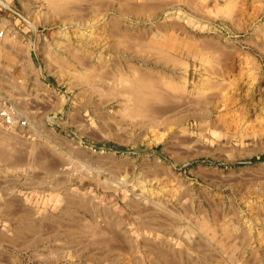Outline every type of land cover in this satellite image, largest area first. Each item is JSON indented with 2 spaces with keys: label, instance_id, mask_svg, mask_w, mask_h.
Returning <instances> with one entry per match:
<instances>
[{
  "label": "rangeland",
  "instance_id": "1",
  "mask_svg": "<svg viewBox=\"0 0 264 264\" xmlns=\"http://www.w3.org/2000/svg\"><path fill=\"white\" fill-rule=\"evenodd\" d=\"M88 1L65 14L47 0L0 2V264H169L172 258V264H264V0H162V8L138 16L123 13V0H99L98 14ZM149 1L156 0L132 4ZM113 15L124 30L147 39L173 22L179 32L221 48L215 56L181 36L163 40L165 51L187 61L194 94L176 103L173 122L161 129L128 119L125 98L103 96L118 83L91 90L54 67L53 59L66 61L70 47L93 62L120 54L141 67L180 72L136 44L129 54L108 49ZM211 61L219 76H205ZM70 66L79 73L76 63ZM203 77L211 85L195 98ZM5 136L13 142L4 144ZM88 200L97 210L78 204ZM107 212L131 247L106 244L88 230L99 219L107 230ZM204 215L212 231L198 223Z\"/></svg>",
  "mask_w": 264,
  "mask_h": 264
},
{
  "label": "bare ground",
  "instance_id": "2",
  "mask_svg": "<svg viewBox=\"0 0 264 264\" xmlns=\"http://www.w3.org/2000/svg\"><path fill=\"white\" fill-rule=\"evenodd\" d=\"M80 1H87V0H47L48 2V5L49 7L54 10V12L56 11V13H74L78 7L80 6H76V4ZM103 1V0H102ZM109 1V3L113 0H107ZM157 1V0H156ZM156 1L153 3H156ZM167 1V0H165ZM163 1L164 3H167ZM171 1V0H170ZM189 1V0H187ZM240 1V0H239ZM1 2V0H0ZM88 2H93L92 3V6L91 5H88L90 7H93L92 9H94L96 11L95 14H98V11L100 12L102 10V2L100 3L99 0H97L96 2L94 0L92 1H88ZM151 1H149V3L147 2H144V3H139V6H134V3H133V7L130 6L131 3H120L122 8L123 7H126L128 12L130 13H133L134 15L136 14L137 16L140 15V14H153L154 12H156L160 7H162V5L164 4L162 2V0L159 1V3L157 4H150ZM158 2V1H157ZM162 2V3H160ZM199 2V1H197ZM85 3V2H84ZM87 3V2H86ZM114 3V2H113ZM112 3V4H113ZM171 3V2H169ZM193 3V2H192ZM258 3V2H257ZM262 3V2H261ZM4 4V3H3ZM80 4V3H78ZM175 4V3H174ZM177 4V2H176ZM188 4V3H187ZM191 4V3H189ZM199 4V3H198ZM197 4V5H198ZM82 5V4H81ZM249 5V4H248ZM258 5V4H257ZM6 6V5H5ZM85 5H83V8H84ZM87 6V5H86ZM120 6V5H119ZM167 6V4H166ZM188 6V5H187ZM253 6V5H252ZM110 7V6H109ZM192 7V6H191ZM197 7V6H196ZM240 7V6H239ZM243 7V6H242ZM104 8V7H103ZM193 8V7H192ZM82 9V7H81ZM88 9V8H87ZM198 9V7H197ZM83 10V11H82ZM81 12H84V9H82ZM240 10V9H239ZM243 10V9H242ZM89 11V10H88ZM197 11V10H196ZM199 11V10H198ZM221 11V10H219ZM236 11V10H235ZM246 11V9H245ZM92 12V11H91ZM237 12V11H236ZM244 12V11H243ZM80 13V12H79ZM88 13V12H87ZM208 13V12H207ZM219 13V12H218ZM232 13V11H231ZM235 14V12H233ZM81 14V13H80ZM79 14V15H80ZM90 14V13H89ZM189 14V13H188ZM88 15V14H86ZM101 15V14H100ZM191 15V14H190ZM97 16V15H96ZM105 16V15H104ZM231 16V14L229 15ZM228 16V18H229ZM237 16V14H236ZM75 17V16H74ZM86 17V16H85ZM146 17V15H145ZM224 17V16H223ZM232 17V16H231ZM246 17V16H245ZM70 18V17H69ZM79 18V17H77ZM91 18V17H90ZM94 18V17H93ZM111 18V16H110ZM225 18V17H224ZM227 18V19H228ZM146 19V18H145ZM232 19V18H231ZM71 20V19H70ZM110 20V19H109ZM149 20V19H148ZM225 20V19H224ZM91 21V20H90ZM94 21V19H93ZM102 21V20H101ZM92 22V21H91ZM233 22V21H232ZM78 23V22H77ZM88 23V22H87ZM90 23V22H89ZM125 24V23H124ZM123 24V25H124ZM234 24V22H233ZM95 25V24H94ZM107 27H106V40H108V49L112 50V52H115L117 51L118 49L120 50V48H122V51L126 52L125 50H127L126 54H129L128 51L129 48H134V44H136L139 49L141 48H146L150 54L151 57L153 58H156L155 60L157 62H162L163 66H169L172 65L174 68L171 69V71L175 70V71H180V72H177V73H167V71L165 70H162V69H153V68H148V67H141L140 65H135L133 63H131L128 59H126V57L122 58V57H119L118 56V59L113 56V55H109V58L108 60L104 59V57H107V56H103V58L101 57V55L98 57L97 56V59L94 60V62L88 57V60L86 58V55L85 54H81L80 52L78 53V51H75L74 49H71L69 46V50L67 51V54H66V61L65 60H60L58 58H55L53 59L52 62H54V67L56 66V64H58V68L60 70H62V74L63 72L65 73L64 75H67V77H70L72 79H74V81L77 83H80V84H87L90 85V89H91V86L94 88H107V86L104 85V83L106 82V84H115V83H118L119 84V89H117V87H115L114 89L110 88V89H105L107 91L106 94H104L103 96L105 97L107 95L108 96H113V97H117V96H121L123 98H125L126 100L124 102H121V104L123 105L124 108H129L130 109V116L128 117V119H130L133 123L135 124H141V125H150L152 127H158V126H164V125H167V124H170V122H173V118H174V115H175V111H177V108L176 106V103H178L179 101L181 102L182 98L185 96V95H188V94H191L193 95L194 92H189L188 91V86H187V64L186 62L183 61V59H179L178 57L172 55L170 52L168 51H165L164 50V47H165V42L166 44H168V42H171V41H176V37L178 36H181L182 40L181 41H185L187 40L188 43H192L194 44L195 46H199L205 50L208 51V53L210 55H215L219 52V49H217V46H218V43L215 45L217 46H212L214 45V42L213 43H210L208 44L209 42L208 39H205V40H197L195 38V36H187V34H185V32H179V29L175 26V24L173 22H169V23H162L161 25L157 26V33L155 34H152L149 39H147L148 37L146 35H142L141 33H131V31H126L124 30L119 21L117 22L116 19L114 18V15L112 16V20L108 21V23L106 24ZM1 26V25H0ZM101 26V25H100ZM99 26V27H100ZM87 27V26H86ZM89 27H90V24H89ZM134 27V26H133ZM147 27V26H146ZM180 28V27H179ZM259 28V27H257ZM93 29V27H92ZM91 30V29H90ZM99 30V29H98ZM182 30V29H181ZM92 31V30H91ZM144 31V30H142ZM141 31V32H142ZM80 32V31H79ZM138 32V31H137ZM255 32V31H254ZM74 33V32H73ZM96 33V32H95ZM94 33V34H95ZM149 33V31H148ZM8 34V33H7ZM58 35V34H57ZM73 35V34H72ZM90 35V34H89ZM97 35V34H96ZM170 37H168V36ZM258 35V34H257ZM260 35V34H259ZM263 35V33H262ZM92 36V33L91 35ZM89 36V37H90ZM99 36V35H98ZM66 37V36H65ZM82 37V36H81ZM88 37V34L87 36ZM171 37H173L174 39H171ZM84 38V37H83ZM91 38V37H90ZM97 38V37H96ZM255 38V37H254ZM57 39V38H56ZM60 39V38H59ZM74 39V38H73ZM87 39V38H86ZM93 39V38H92ZM103 39V38H102ZM63 40V39H62ZM163 40H165V42H163ZM67 41V39H66ZM82 41V40H81ZM94 41V40H93ZM18 43V42H17ZM62 43V42H61ZM163 43V44H162ZM4 44V43H3ZM19 44V43H18ZM64 44V43H62ZM133 44V45H132ZM182 44V43H181ZM184 44H187V43H184ZM212 44V45H211ZM73 45V44H72ZM79 45V44H78ZM191 44H188V46H190ZM257 45V44H256ZM255 45V46H256ZM261 45V44H260ZM67 46V45H66ZM91 46V45H90ZM94 46V45H93ZM136 46V47H137ZM164 46V47H163ZM135 47V48H136ZM163 47V48H162ZM260 46H258L259 48ZM262 47V46H261ZM67 48V47H66ZM79 48V47H78ZM145 49V50H146ZM7 50V48H6ZM22 50V49H21ZM56 50V49H55ZM64 50V49H63ZM74 50V51H72ZM132 50V49H131ZM223 50V49H222ZM221 50V53L224 51ZM8 51V50H7ZM12 52V51H11ZM30 52V51H29ZM28 52V54H29ZM109 52V50H108ZM111 52V51H110ZM138 53V51H136ZM140 52V51H139ZM142 52V51H141ZM54 53V52H53ZM122 53V52H121ZM145 53V51L143 52V54ZM225 54L224 57H229V56H226L227 55V51L226 53L223 52ZM232 53V52H230ZM229 53V54H230ZM123 54V53H122ZM135 54V52H134ZM147 54V55H148ZM103 55V54H102ZM108 55V54H107ZM125 55V53H124ZM218 55H220V53H218ZM223 54H221L222 56ZM244 55V54H243ZM20 56V55H19ZM113 56V57H112ZM149 56V55H148ZM146 56V57H148ZM235 56V55H234ZM47 57V56H46ZM112 57V58H111ZM219 57V56H218ZM251 57V56H250ZM181 58V57H180ZM223 59V57H219V59ZM232 58V57H231ZM21 59V58H20ZM48 60V59H47ZM46 60V61H47ZM51 60V59H50ZM145 60V59H144ZM225 60V58H224ZM129 61V62H128ZM138 61V60H137ZM154 61V60H153ZM214 61V60H213ZM211 61V62H213ZM223 61V60H222ZM237 61V60H236ZM49 62V61H48ZM220 62V61H219ZM226 62V60H225ZM244 62V61H243ZM255 62V61H254ZM27 63V62H26ZM71 63H76L79 67V73H75V69H73L70 65ZM154 63V62H153ZM247 63V62H246ZM214 64L211 63L210 66H207V67H204V71H206L205 76L207 75H213L215 74L214 72L217 70L214 65V67L212 66ZM232 64V63H231ZM236 64V63H235ZM50 65V64H49ZM204 65V64H203ZM219 65V64H217ZM53 67V65H52ZM240 67V66H239ZM222 69V68H221ZM250 69V68H249ZM49 70V69H48ZM52 70V68H51ZM78 70V69H77ZM168 70V69H167ZM220 70V69H219ZM254 70V69H253ZM50 71V70H49ZM203 71V72H204ZM228 71V70H227ZM220 72V71H219ZM30 73V72H29ZM217 75L220 73H218L216 71ZM231 73V72H230ZM224 74V73H223ZM221 74V77L222 75ZM218 75V76H219ZM226 75V74H225ZM224 75V76H225ZM229 75V74H228ZM243 75V74H242ZM214 76V75H213ZM216 76V75H215ZM222 79V78H221ZM214 80V79H213ZM216 81V80H215ZM214 81V82H215ZM241 81V80H240ZM71 82V81H70ZM74 82V83H75ZM108 82V83H107ZM200 82V81H199ZM217 82V81H216ZM211 81H210V77H203L201 79V87L199 89H195L196 93L195 95L197 94L196 97H202L203 96V93L205 92V89L209 88V85ZM221 83V82H220ZM224 83V82H223ZM221 83V84H223ZM237 83V82H236ZM214 83H212L213 85ZM216 84V83H215ZM67 85V83H66ZM87 85V86H88ZM105 87H104V86ZM193 85V84H192ZM219 85V84H217ZM215 85V86H217ZM117 86V85H116ZM69 87V86H68ZM89 87V86H88ZM214 87V85H213ZM86 88V87H85ZM85 88H84V91H85ZM211 88V87H210ZM117 89V90H116ZM212 89V88H211ZM217 89V88H216ZM219 89V88H218ZM217 89V90H218ZM92 90V89H91ZM216 90V92H217ZM104 91V90H103ZM214 91V90H213ZM222 91V90H221ZM91 92V91H90ZM101 92V91H99ZM215 92V93H216ZM240 92V91H239ZM218 93H220L218 91ZM208 94V93H207ZM212 95V94H211ZM216 95V94H214ZM99 96V95H98ZM102 97V96H101ZM200 97V99H201ZM215 97V96H214ZM213 97V98H214ZM240 97V95H239ZM122 98V99H123ZM194 98V97H193ZM193 98L191 100H193ZM105 99V98H103ZM206 99V98H205ZM205 99H203L202 101H204ZM230 99V98H228ZM232 99V98H231ZM56 100V99H55ZM185 100V99H183ZM212 100V99H211ZM215 100V99H214ZM201 101V102H202ZM229 101V100H228ZM128 102V103H127ZM179 102V103H180ZM185 102V101H184ZM192 102V101H191ZM198 101H196L197 103ZM200 102V101H199ZM227 102V100H226ZM234 102V101H233ZM129 103L131 105H129ZM186 103V102H185ZM184 103V104H185ZM189 103V102H188ZM193 103V102H192ZM195 103V102H194ZM193 103V104H194ZM204 103V102H203ZM229 103V102H228ZM65 102L62 103L61 107L63 109V106H64ZM180 104H183L182 102ZM128 105V106H127ZM190 105V104H189ZM196 105V104H195ZM199 105V104H198ZM223 105V104H222ZM229 104H227L226 107H228ZM181 106V105H180ZM179 106V107H180ZM182 106H185V105H182ZM49 107V106H48ZM47 107V108H48ZM181 108V107H180ZM178 108V110L180 109ZM129 111V110H127ZM176 120V118H175ZM176 122V121H175ZM147 127V126H146ZM148 128V127H147ZM159 128V127H158ZM166 128V127H165ZM164 128V129H165ZM151 129V128H150ZM161 129V128H159ZM163 129V130H164ZM153 130V129H152ZM7 136V135H6ZM3 137L2 141L3 143L5 144H9L8 142L10 141L9 139L10 138H7V137ZM1 137V136H0ZM1 139V138H0ZM13 139V138H11ZM14 140V139H13ZM16 140V139H15ZM13 142V141H10V143ZM17 142V140H16ZM1 143V142H0ZM2 144V145H4ZM13 145V144H12ZM16 145V144H15ZM20 145V144H19ZM8 145H6L5 147H7ZM11 146V145H9ZM8 146V147H9ZM18 146V144H17ZM0 147L1 144H0ZM5 147L3 148L5 150ZM19 147V146H18ZM23 147V145L21 146ZM22 149V148H21ZM30 150V149H29ZM15 151V150H14ZM11 152V151H10ZM21 152H24L23 150ZM30 152V151H29ZM38 152V150H37ZM43 152V151H42ZM36 153V152H35ZM41 153V152H40ZM12 155V154H11ZM17 155V154H15ZM31 155V154H30ZM1 156V155H0ZM7 156V155H6ZM5 156V157H6ZM19 156V155H17ZM23 156V155H22ZM36 156V155H35ZM4 157V156H3ZM4 157V159H5ZM9 157H12L14 158V155L12 156H9ZM24 157V156H23ZM26 157V155H25ZM31 157V156H30ZM38 157V156H37ZM8 158V157H7ZM36 158V157H35ZM43 158V157H42ZM10 159V158H9ZM24 159V158H22ZM29 159V158H28ZM33 159V157H32ZM38 160H40V157L37 158ZM13 160V159H12ZM11 160V161H12ZM20 160V159H19ZM37 161V160H36ZM21 161H19L18 164H20ZM30 162V160H29ZM35 162V161H34ZM39 162V161H38ZM14 163V162H13ZM22 163V162H21ZM12 164V162H11ZM23 164V163H22ZM26 164V163H25ZM8 165V164H6ZM14 166V164H13ZM9 167V166H8ZM49 166H47L48 168ZM52 168V167H51ZM50 169V167H49ZM54 170V169H53ZM52 172V171H51ZM30 175V174H29ZM82 176V175H81ZM29 179V178H28ZM42 180V179H41ZM40 182V181H39ZM30 186V185H28ZM40 186V185H39ZM33 188V187H32ZM52 189V188H51ZM53 191V190H52ZM51 191V192H52ZM44 192V190L42 191ZM50 193V192H49ZM64 196L66 194H63ZM6 197V195H5ZM4 198V197H3ZM15 198V197H14ZM9 199V198H8ZM12 200V199H11ZM20 201V200H18ZM76 201V200H75ZM16 202V201H14ZM88 204H85L83 205L81 202L78 203L80 205L81 208H83L85 211H89V210H94L97 208L95 205H93L92 201L88 200L87 201ZM143 202V201H142ZM7 203V202H6ZM10 203V202H9ZM13 204V203H12ZM17 204V203H16ZM64 204V203H63ZM68 204V203H66ZM64 204V205H66ZM2 205V203H1ZM19 205V204H18ZM69 205V204H68ZM12 206V205H11ZM21 206V205H20ZM71 206V205H70ZM68 206V207H70ZM4 207V206H3ZM23 207V206H22ZM95 207V208H94ZM17 208V206H16ZM25 209V207H23ZM67 208V207H66ZM22 211V208H20ZM23 209V211H24ZM214 209V207L212 208ZM15 210V209H14ZM97 210V209H96ZM199 210V209H198ZM216 210V209H215ZM13 211V209H12ZM26 211V210H25ZM145 211V210H144ZM27 212V211H26ZM142 212V211H141ZM147 212V211H146ZM214 212V211H213ZM10 213V212H9ZM92 213V212H91ZM198 213H200L198 211ZM216 213V212H215ZM2 214V213H1ZM12 214V212H11ZM19 214V212H18ZM105 214V212H104ZM107 218H109V226H105L107 230L101 228L100 226H97L99 225L100 223V219H99V222L97 221V223L95 224V226H88V230H90V232L93 234V235H97L98 233V236L100 237H104V243L105 241L107 242L106 244H114V245H118V246H121L122 244V247L124 245H126L127 247H131V239L126 235V233H123L121 231V228H119V223L118 222H115L114 219L112 220V217L110 216V214L107 212ZM213 214V213H212ZM13 216L15 214H12ZM17 215V214H16ZM68 216V213L66 214ZM76 215V214H75ZM94 215V214H93ZM203 215V214H202ZM214 215H218V214H214ZM7 216V215H6ZM5 216V217H6ZM10 216V214H9ZM8 216V217H9ZM98 216V215H97ZM80 217V216H79ZM201 217V216H200ZM213 217V216H212ZM216 217V216H215ZM7 218V217H6ZM74 218V217H71V219ZM199 218V217H198ZM82 219V218H81ZM96 219V218H95ZM78 220V218H77ZM76 220V221H77ZM85 220V219H84ZM215 220L214 219V222L215 223ZM106 221V220H105ZM27 222V221H26ZM102 222V221H101ZM217 222V221H216ZM44 223V222H43ZM200 224L201 227H203L202 229H210L212 231V222L204 216H202L201 220H199L198 222ZM31 224V223H30ZM218 224V223H217ZM216 224V225H217ZM105 225V224H103ZM214 225V224H213ZM214 225V227L216 226ZM40 226V224H39ZM46 226V225H45ZM115 226V227H114ZM41 227V226H40ZM199 228V227H198ZM216 228V227H215ZM115 229V230H114ZM87 230V229H86ZM207 230V231H208ZM22 231V230H21ZM204 231V230H203ZM206 231V230H205ZM209 232V231H208ZM216 232V231H215ZM21 233V232H20ZM26 233V232H25ZM89 233V234H91ZM202 233V232H201ZM213 232H211L212 234ZM18 234V233H17ZM91 234V235H92ZM215 234V233H213ZM216 235V234H215ZM97 236V237H98ZM94 238V236H91V238ZM214 237V236H213ZM212 238V237H211ZM96 239V238H95ZM99 239V238H98ZM106 239V240H105ZM94 240V239H93ZM97 240V239H96ZM99 240H102V238H100ZM103 243V244H104ZM150 245V244H149ZM117 246V247H118ZM112 249L114 248L113 246H111ZM117 247H115L114 249H116ZM125 247V246H124ZM125 247V248H127ZM106 249V248H105ZM119 250V248H117ZM130 249V248H128ZM221 249V247H220ZM108 250V249H107ZM121 250V249H120ZM123 250V249H122ZM120 252V251H119ZM124 252V250H123ZM122 252V253H123ZM102 253V252H101ZM154 253V252H153ZM89 256V255H88ZM158 256L161 258V259H168V254H167V251L166 250H160L158 249ZM170 258V257H169ZM172 258V256H171ZM170 258V259H171ZM181 258V257H180ZM153 259V258H152ZM145 260V259H144ZM173 260V258H172ZM171 260V261H172ZM1 261V260H0ZM169 261V260H168ZM167 261V262H168ZM169 261V264H172V262ZM180 261V260H179ZM241 261V259H240ZM6 262V261H5ZM166 262V263H167ZM14 263V262H13ZM125 263V262H124ZM157 263V261H156ZM193 263V262H192ZM121 264V263H120ZM174 264V263H173ZM177 264V263H176ZM191 264V263H190ZM205 264V263H204ZM240 264V263H239Z\"/></svg>",
  "mask_w": 264,
  "mask_h": 264
},
{
  "label": "crops",
  "instance_id": "3",
  "mask_svg": "<svg viewBox=\"0 0 264 264\" xmlns=\"http://www.w3.org/2000/svg\"><path fill=\"white\" fill-rule=\"evenodd\" d=\"M124 2H126V3H131L130 6L133 5V4H132L133 0H123L122 3H124ZM122 3H121V4H122ZM126 3H124V4H126ZM139 3H140V5H141V3H144V2H139ZM164 5H165V4H163L162 7H163ZM134 6H135V4H134ZM136 6H139V4L137 3ZM121 7H122V6H121ZM132 7H133V6H132ZM162 7H160V8H162ZM122 9H123V13L125 12V13H129V14H130V12H128V10H127L126 7H123ZM132 14H133V13H132ZM143 14H144V13H143ZM123 19H124V18H123ZM123 21H124V20H123ZM31 61H32V60H31ZM25 62H27L26 64H27V66H29V68H31L32 70L34 69L33 62L29 63L28 60H25Z\"/></svg>",
  "mask_w": 264,
  "mask_h": 264
},
{
  "label": "built area",
  "instance_id": "4",
  "mask_svg": "<svg viewBox=\"0 0 264 264\" xmlns=\"http://www.w3.org/2000/svg\"><path fill=\"white\" fill-rule=\"evenodd\" d=\"M2 115H4V118H6V119H9L10 117H9V115L8 114H6V113H4L3 112V114Z\"/></svg>",
  "mask_w": 264,
  "mask_h": 264
},
{
  "label": "trees",
  "instance_id": "5",
  "mask_svg": "<svg viewBox=\"0 0 264 264\" xmlns=\"http://www.w3.org/2000/svg\"><path fill=\"white\" fill-rule=\"evenodd\" d=\"M263 159H264V155L259 158V160H263Z\"/></svg>",
  "mask_w": 264,
  "mask_h": 264
}]
</instances>
